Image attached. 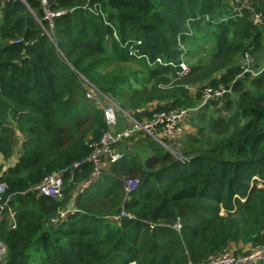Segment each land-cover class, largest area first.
Here are the masks:
<instances>
[{
  "label": "trees",
  "instance_id": "trees-1",
  "mask_svg": "<svg viewBox=\"0 0 264 264\" xmlns=\"http://www.w3.org/2000/svg\"><path fill=\"white\" fill-rule=\"evenodd\" d=\"M29 4L0 0V182L15 220L4 211L0 264H197L263 244L264 0H51L52 27ZM206 31L211 57L190 64ZM203 82L232 92L202 104ZM90 83L140 121L195 107L173 142L181 159L141 131L94 177L107 126ZM59 171L61 198L31 189ZM127 176L133 218L117 219Z\"/></svg>",
  "mask_w": 264,
  "mask_h": 264
},
{
  "label": "built area",
  "instance_id": "built-area-1",
  "mask_svg": "<svg viewBox=\"0 0 264 264\" xmlns=\"http://www.w3.org/2000/svg\"><path fill=\"white\" fill-rule=\"evenodd\" d=\"M23 2L31 12L32 7L29 4L30 0H19ZM40 2L44 15L43 19L49 21L50 26H53V18L60 14V12L53 11L50 8L51 0H36ZM256 23L261 21V15L255 14ZM131 54L137 55L138 50L131 47ZM250 55L246 54V61H249ZM155 63L175 65L173 62H165L161 57H158ZM249 63V62H248ZM247 63V65H248ZM179 67L178 74L180 76H186L190 72V67L185 61H181L177 64ZM246 71L249 68H245ZM251 71V70H250ZM89 83V82H88ZM87 96L97 102L99 107L104 111L105 122L107 129L101 136L99 142L93 143V151L88 157V161L94 166V177L101 175L103 172H108L111 163H114L122 158L124 155L117 145L134 137L139 132L146 133L164 146L170 149L169 144H172L181 135L183 127L181 123L194 111L195 107L191 108H168L161 110L154 114L146 121H140L133 117L128 111H124L111 97L101 92L93 84L90 83V87H87ZM231 87H226L225 84L219 83L218 86H206L202 90V104L208 102L211 98L220 97L225 93L231 92ZM99 94V96H98ZM159 135H162L158 137ZM181 159V158H180ZM81 165L80 162L74 163V168H78ZM82 189L84 188V183ZM65 182L63 177V171L51 173L47 175L38 185L31 189L38 190L41 194L48 195L54 198L62 197V190ZM139 186V179L132 176H127L124 179V191L125 199L129 198ZM7 191V184L0 182V221L4 218V211L10 212V222L15 227L14 214L11 209L8 208V201L11 196L5 197ZM72 210V209H71ZM70 210H61L60 216L65 217ZM120 217L133 218V215L128 213L125 209L122 210ZM175 227L180 230L181 224L176 223ZM7 256V246L0 240V261ZM197 264H264V244L259 245L247 252L240 254H234L230 252L222 253L218 256L210 258L208 260L201 261Z\"/></svg>",
  "mask_w": 264,
  "mask_h": 264
},
{
  "label": "rangeland",
  "instance_id": "rangeland-1",
  "mask_svg": "<svg viewBox=\"0 0 264 264\" xmlns=\"http://www.w3.org/2000/svg\"><path fill=\"white\" fill-rule=\"evenodd\" d=\"M199 44L196 45V46H192L189 48V63H199V62H202V63H205L207 61H209L210 57H211V51L213 50L214 48V44H213V39H212V32L211 31H206L204 32V36L203 38H199ZM247 63L248 61H240V64L244 67H247ZM190 66V65H189ZM171 78L173 76H170ZM218 77V75L216 76ZM209 81L211 82V79H209ZM208 82H203V83H200V84H196V86H194L192 88V91L193 92H196L198 89H200V87L202 88L203 86H212V85H207ZM218 86V85H216ZM216 86H212V87H216ZM204 87V88H205ZM232 92V91H231ZM123 109V108H122ZM148 109H155V107L153 105H149V108ZM124 110V109H123ZM126 111V110H124ZM187 119V118H186ZM185 119V120H186ZM185 120L182 122V126L183 128H185L184 126V122ZM184 130V129H183ZM162 135H159L158 137H160ZM132 146H134V142L132 143V141H130ZM159 142V141H158ZM169 147H170V151L171 153L175 156V157H178V158H181L177 152V150L173 147V143L172 144H169ZM17 156L14 155L9 161H7V163H5V168H7L9 165L13 164L14 161L16 160ZM139 187V186H138ZM133 194V193H132ZM131 195H129V198L123 199L122 203H121V209H120V213L118 215L115 216V218L119 219L120 218V215H121V212L123 209H125L128 213L130 214H133L131 211H129L126 207H125V204L127 202V200H129L131 198ZM223 211V210H222ZM254 247V246H253ZM232 250H235L234 248H230Z\"/></svg>",
  "mask_w": 264,
  "mask_h": 264
},
{
  "label": "crops",
  "instance_id": "crops-1",
  "mask_svg": "<svg viewBox=\"0 0 264 264\" xmlns=\"http://www.w3.org/2000/svg\"><path fill=\"white\" fill-rule=\"evenodd\" d=\"M263 244H261V245H263ZM237 247L238 248L239 247L242 248V252H247V251H249V250H251V249H253V248L257 247V246L253 247L251 243H247V244H243V245H234V244H232L230 248L237 249Z\"/></svg>",
  "mask_w": 264,
  "mask_h": 264
}]
</instances>
